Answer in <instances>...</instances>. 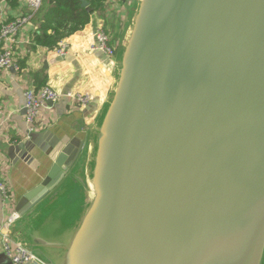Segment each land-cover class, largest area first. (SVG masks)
<instances>
[{"label":"water","instance_id":"water-1","mask_svg":"<svg viewBox=\"0 0 264 264\" xmlns=\"http://www.w3.org/2000/svg\"><path fill=\"white\" fill-rule=\"evenodd\" d=\"M62 171L14 225L33 264H264V0H139Z\"/></svg>","mask_w":264,"mask_h":264},{"label":"crops","instance_id":"crops-1","mask_svg":"<svg viewBox=\"0 0 264 264\" xmlns=\"http://www.w3.org/2000/svg\"><path fill=\"white\" fill-rule=\"evenodd\" d=\"M133 4L134 0H106L104 10L91 8L89 24L62 42L67 45L66 56H61L56 48L35 45L32 41L35 23L20 32L13 47L19 70L0 72V178L10 193L6 204L0 194V264H12L3 246L9 217L19 213L21 218L24 210L54 186L63 166L73 163L88 144L110 93L116 58L92 51L90 47L95 43L96 31L103 28L118 53L133 16L130 14ZM27 11V1L20 0L18 10L11 14L15 17ZM44 86L64 96L43 108L35 131L30 133L25 122L24 93ZM69 92L89 97V104L81 107L65 97ZM12 235L19 241L14 226Z\"/></svg>","mask_w":264,"mask_h":264},{"label":"built area","instance_id":"built-area-1","mask_svg":"<svg viewBox=\"0 0 264 264\" xmlns=\"http://www.w3.org/2000/svg\"><path fill=\"white\" fill-rule=\"evenodd\" d=\"M26 1L28 7L27 13L20 16H15L10 21H8L9 18L6 12V4L0 2V45L2 46V51L0 53V72L11 68L19 70L13 47L17 43L20 32L27 26H31L34 23L37 14L43 6L44 0ZM94 37L95 43L90 47L92 51L102 52L106 56L111 58L116 57V48L112 45L111 36L105 29H98ZM56 50L61 56L67 55V45L64 43H61L56 48ZM62 96H64L62 93L52 89L49 86H44L38 91H35L33 89H28L25 91V122L29 128L30 133L35 131L36 121L40 117L43 108L47 107L49 103L54 104L58 102L62 98ZM65 97L75 101L81 107H86L90 102L89 97L83 96L79 93L69 92L65 95ZM1 134L2 125L0 123V135ZM0 194L3 202L5 204L9 203V188L6 182L1 178ZM19 219V213H13L7 220L6 227L4 229V231H6L3 241L4 250L12 264H33L36 259L12 235V228Z\"/></svg>","mask_w":264,"mask_h":264},{"label":"trees","instance_id":"trees-1","mask_svg":"<svg viewBox=\"0 0 264 264\" xmlns=\"http://www.w3.org/2000/svg\"><path fill=\"white\" fill-rule=\"evenodd\" d=\"M83 1L89 3L94 11H102L106 0H44L37 14L32 41L37 47L57 48L64 40L82 31L90 22L91 14L83 7ZM6 4L8 21L13 19L11 11L19 8L20 0H0ZM9 9V10H8ZM1 30V26H0Z\"/></svg>","mask_w":264,"mask_h":264},{"label":"rangeland","instance_id":"rangeland-1","mask_svg":"<svg viewBox=\"0 0 264 264\" xmlns=\"http://www.w3.org/2000/svg\"><path fill=\"white\" fill-rule=\"evenodd\" d=\"M137 3H138V0H134V4L132 5V10H131V16H132V14H133V12H134V10H135V8H136V6H137Z\"/></svg>","mask_w":264,"mask_h":264}]
</instances>
